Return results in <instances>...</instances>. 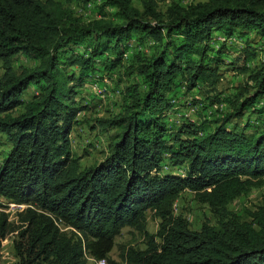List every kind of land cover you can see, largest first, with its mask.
Listing matches in <instances>:
<instances>
[{
	"label": "trees",
	"instance_id": "obj_1",
	"mask_svg": "<svg viewBox=\"0 0 264 264\" xmlns=\"http://www.w3.org/2000/svg\"><path fill=\"white\" fill-rule=\"evenodd\" d=\"M90 4L99 18L74 12L92 13ZM238 38L243 57L226 67ZM260 54L264 0L173 1L164 10L155 0H0V134L10 145L0 201L27 206L17 227L0 211V264L12 229L17 264H117L109 256L126 227L145 248L125 247L123 264H264V200L230 208L264 187ZM224 68L246 77L229 95L219 90ZM123 78L130 84L107 117L94 114L92 94L78 98L87 84L105 95L107 79ZM30 88L39 93L27 99ZM84 126L107 141L90 167L74 152ZM167 162L185 175L164 172ZM186 191L217 225L194 230L176 213ZM148 212L160 222L155 234Z\"/></svg>",
	"mask_w": 264,
	"mask_h": 264
},
{
	"label": "rangeland",
	"instance_id": "obj_2",
	"mask_svg": "<svg viewBox=\"0 0 264 264\" xmlns=\"http://www.w3.org/2000/svg\"><path fill=\"white\" fill-rule=\"evenodd\" d=\"M134 4L138 7L141 6L142 0H133ZM159 7L164 10L166 7L171 4L173 1H178L183 3L184 5H188L189 3H197L201 1L206 0H155ZM100 3V2H99ZM93 4L89 5L88 8L91 9ZM92 13H90L88 10L84 9L81 6L74 7V12L78 16H86V18H99L100 16L97 14V10L94 12L93 8L91 9ZM220 37V35H217ZM251 39H255V34L252 33L250 35ZM224 41V36L220 37ZM257 43V41L255 42ZM230 47H234V51L232 52L226 61L227 66L231 68L232 64L231 61L236 59L237 57H243L242 51L246 47V44L238 39H233L230 42H228ZM255 45V44H253ZM241 55V56H240ZM264 54H260L257 60H263ZM231 60V61H230ZM21 64L26 66H33L34 62H31L27 60L25 57L21 58ZM240 65H243L242 58L239 61ZM225 67V68H226ZM223 69V75H222V81L219 86V90L224 92L225 94L229 95L234 91V86H238L241 83L246 81V77L239 73V71H233V70H227ZM3 74L2 70V63L0 62V75ZM118 79H115L114 81H110L107 79L106 86L108 87L105 95L104 93L101 94L102 90L100 88H97L95 86H92L90 84H87L83 90V95L79 96H87L89 97L90 94H92L96 100L94 101L96 104H98L97 108L94 107V114L98 117H107L109 115V111H118L120 104L122 103L121 99V89H124L125 86L130 84V81L123 78V80L119 83H116ZM117 84H121V86L117 87ZM103 87V86H102ZM105 91V90H103ZM118 91V92H117ZM38 90H34L33 88L29 89V92L27 93L26 97L27 99H30L33 95L38 94ZM102 95H104L102 97ZM91 97V96H90ZM101 97V101L98 100V98ZM85 104V102H84ZM224 106H222L223 108ZM19 112H14V114H18ZM84 114H82L83 117ZM89 117L93 118L95 117L93 114L89 113ZM194 120H197L195 113L190 114ZM75 138L74 139V152L77 156L82 157V164L85 167H90L94 164L100 163L103 161L105 154H103V151L106 150L107 147V141L104 137L101 136L99 130L97 131H91L87 126H84V128H79L77 132L74 133ZM79 138V139H78ZM10 150V145L7 140V138L0 134V163L2 160L7 156L8 151ZM167 158V157H166ZM165 159V157H164ZM180 168L172 167V164L169 162L166 163L164 166V172H168L174 175L182 174V176L185 175V170L183 168V172L181 173ZM264 200V187L260 189H254L251 194H249L247 197L239 199L235 201L231 206V210L234 211H242L244 209H254L258 205L262 203ZM26 205H17L8 202L5 199H2L0 201V211H4L9 215L10 222L17 227L19 223V213L23 212L24 209H26ZM176 213L178 215L183 214L185 217L188 218V220L191 223L192 229H200L204 222H210L213 225H217V219L213 216L211 211L207 206L200 205L195 201V195L191 191H186L181 199L177 202L176 205ZM159 220L156 219L151 212L147 213L146 218V231L150 234H155L159 228ZM60 224V223H59ZM60 227L64 230H68V228L64 227L60 224ZM18 240V231L15 229H12L7 238L3 242V257H2V264H17V258L15 256V245L16 241ZM133 246L138 247L140 249L145 248V238L143 235L140 234L137 230L126 227L122 230L121 234L115 239V248L110 253V259L117 263V264H123L121 253L125 247ZM89 264H110L109 261L106 262H96L92 258H89Z\"/></svg>",
	"mask_w": 264,
	"mask_h": 264
},
{
	"label": "clouds",
	"instance_id": "obj_3",
	"mask_svg": "<svg viewBox=\"0 0 264 264\" xmlns=\"http://www.w3.org/2000/svg\"><path fill=\"white\" fill-rule=\"evenodd\" d=\"M172 167H174V166H172ZM177 167V166H176ZM177 168H180L181 170V173L183 172L182 170H183V168H184V170H185V167H177ZM185 172H186V170H185ZM179 175H181L182 176V174H179ZM20 206V205H19Z\"/></svg>",
	"mask_w": 264,
	"mask_h": 264
},
{
	"label": "built area",
	"instance_id": "obj_4",
	"mask_svg": "<svg viewBox=\"0 0 264 264\" xmlns=\"http://www.w3.org/2000/svg\"><path fill=\"white\" fill-rule=\"evenodd\" d=\"M101 263H102V261H101Z\"/></svg>",
	"mask_w": 264,
	"mask_h": 264
},
{
	"label": "crops",
	"instance_id": "obj_5",
	"mask_svg": "<svg viewBox=\"0 0 264 264\" xmlns=\"http://www.w3.org/2000/svg\"><path fill=\"white\" fill-rule=\"evenodd\" d=\"M76 136V135H75ZM79 139V138H78Z\"/></svg>",
	"mask_w": 264,
	"mask_h": 264
}]
</instances>
